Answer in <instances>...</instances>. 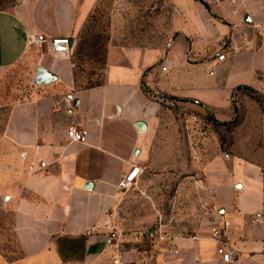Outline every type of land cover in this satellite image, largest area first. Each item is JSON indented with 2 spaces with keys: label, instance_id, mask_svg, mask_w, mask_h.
Instances as JSON below:
<instances>
[{
  "label": "crops",
  "instance_id": "0c3cea01",
  "mask_svg": "<svg viewBox=\"0 0 264 264\" xmlns=\"http://www.w3.org/2000/svg\"><path fill=\"white\" fill-rule=\"evenodd\" d=\"M96 2L19 0L0 11V84L20 64L32 77L38 65L55 75L11 102L0 134V198L12 213L20 254L7 264H113L105 212L114 205L121 173L150 155L162 112L152 95L221 119L235 111L232 100L244 97L243 89L264 98V0H168L164 44L109 43L102 82L78 86L69 52ZM37 33L46 41L27 44ZM57 38H73L72 48L57 55L49 43ZM70 126L84 131L86 141H69ZM249 132L248 141L234 139L233 152L203 157L197 175L214 212L196 232L163 241L155 264H262L264 143L253 142V126ZM221 246L233 252L229 262L222 261Z\"/></svg>",
  "mask_w": 264,
  "mask_h": 264
},
{
  "label": "rangeland",
  "instance_id": "374dc122",
  "mask_svg": "<svg viewBox=\"0 0 264 264\" xmlns=\"http://www.w3.org/2000/svg\"><path fill=\"white\" fill-rule=\"evenodd\" d=\"M18 1L0 0V11ZM169 36L168 0H97L69 52L77 85L102 82L109 43L164 44ZM32 87V72L27 65H17L7 73L0 84V134L11 102L27 97ZM243 91L244 97L232 100L236 109L227 119L197 105L191 110L177 99L150 93L162 103L160 124L152 136L149 157L139 164L142 173L138 182L127 189L117 188L114 205L105 212L109 220L105 223L107 237L111 236V244L118 245L111 248L113 251L109 249V258L118 250L117 264H155V252L163 241L196 232L206 213L214 212L197 175L203 157L209 158L219 150L233 152L234 139L248 141L252 126L253 142L264 143L263 135L259 137L262 133L257 132L264 131V115L258 110L264 112V98L254 90ZM245 109L248 118L242 128L235 129ZM191 115L196 119L191 120ZM192 154L202 158L198 162ZM19 257L12 213L0 198V264L18 261Z\"/></svg>",
  "mask_w": 264,
  "mask_h": 264
},
{
  "label": "built area",
  "instance_id": "2783aa9c",
  "mask_svg": "<svg viewBox=\"0 0 264 264\" xmlns=\"http://www.w3.org/2000/svg\"><path fill=\"white\" fill-rule=\"evenodd\" d=\"M259 32L261 35H264V27H261L259 29ZM45 41H46V38L43 36L42 33H37L34 35H28L26 37V43L27 44L41 45ZM235 50H236L235 47L231 48V51H235ZM225 55H226V53L224 51H220L217 54V59L223 60L225 58ZM190 119L195 120L196 119L195 115H191ZM66 137L69 141H75V142H85L86 141L85 132L77 129L74 126H70L66 130ZM140 173H141L140 165L137 163L132 164L131 167L129 168V170L123 171L121 173L119 181L117 183V187L119 189H127V188L135 185L136 181H137V177ZM111 235L114 236L115 233L112 232ZM108 239H111V236L108 235ZM110 246L115 248L118 245L112 243V244H110ZM217 251L221 256L222 261L229 262L232 259L233 252L231 250H228L225 247L221 246V247L217 248ZM118 256H119V251L117 250L116 254L114 255V257L112 259L113 264L118 263V261H119ZM261 262H262V264H264V253L262 254Z\"/></svg>",
  "mask_w": 264,
  "mask_h": 264
},
{
  "label": "water",
  "instance_id": "95a60500",
  "mask_svg": "<svg viewBox=\"0 0 264 264\" xmlns=\"http://www.w3.org/2000/svg\"><path fill=\"white\" fill-rule=\"evenodd\" d=\"M74 39L73 38H57V39H51L49 41L50 46L52 50L57 54V55H63L66 53L68 49H71L73 46ZM55 79V75L51 73L49 70L44 68L41 65H38L35 68L33 77H32V83L36 85H41V84H46ZM136 126L138 129H145V125L143 122L138 121L136 123ZM90 185V184H89ZM5 199V197H4Z\"/></svg>",
  "mask_w": 264,
  "mask_h": 264
},
{
  "label": "trees",
  "instance_id": "16d2710c",
  "mask_svg": "<svg viewBox=\"0 0 264 264\" xmlns=\"http://www.w3.org/2000/svg\"><path fill=\"white\" fill-rule=\"evenodd\" d=\"M90 85H92V84H90ZM86 86H88V85H86ZM143 89H144L145 91H148V89H147L145 86H143ZM236 119H237L236 116H234L233 120L235 121Z\"/></svg>",
  "mask_w": 264,
  "mask_h": 264
}]
</instances>
